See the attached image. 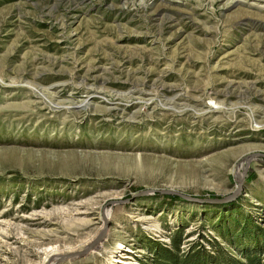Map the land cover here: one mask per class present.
<instances>
[{"label": "rangeland", "instance_id": "obj_1", "mask_svg": "<svg viewBox=\"0 0 264 264\" xmlns=\"http://www.w3.org/2000/svg\"><path fill=\"white\" fill-rule=\"evenodd\" d=\"M260 153L264 0H0V264L264 262Z\"/></svg>", "mask_w": 264, "mask_h": 264}, {"label": "trees", "instance_id": "obj_2", "mask_svg": "<svg viewBox=\"0 0 264 264\" xmlns=\"http://www.w3.org/2000/svg\"><path fill=\"white\" fill-rule=\"evenodd\" d=\"M179 236L180 234L174 235L171 247L159 244L156 246L154 254L157 264H264L258 254H247L245 260H239L221 248L216 253H212L206 248L200 250L194 245L187 254H181V238Z\"/></svg>", "mask_w": 264, "mask_h": 264}, {"label": "water", "instance_id": "obj_3", "mask_svg": "<svg viewBox=\"0 0 264 264\" xmlns=\"http://www.w3.org/2000/svg\"><path fill=\"white\" fill-rule=\"evenodd\" d=\"M259 155L264 157V153H260ZM254 157V155L252 156H248L246 157L244 160L246 161V168H245V172L241 175H236L237 179H238V186L237 189L235 190V192H233L232 194H229L223 198H213V199H201V198H196L187 194H183L180 193L178 191H174V190H161V192L163 193H170V194H176V195H180L181 197L185 198L186 200H190V201H197V202H218V203H225V202H230L232 200H236L239 195L242 194L243 189H244V182H245V178L247 176L248 173V169L250 167V161L251 159ZM157 190H145L143 192H141V195H146V194H153L155 193ZM106 224H107V220H106ZM106 229L107 227L105 226V228L103 229V231L99 234V236L96 238V240H94L89 247L84 251V253H86L89 249H93V248H98L99 244L102 240H104L105 235H106ZM57 264L58 261L56 262H52V259L49 260L48 264Z\"/></svg>", "mask_w": 264, "mask_h": 264}, {"label": "bare ground", "instance_id": "obj_4", "mask_svg": "<svg viewBox=\"0 0 264 264\" xmlns=\"http://www.w3.org/2000/svg\"><path fill=\"white\" fill-rule=\"evenodd\" d=\"M244 162H245V160L243 161V162H241V163H239V165H242V166H244ZM239 166H237V168H236V174H238V175H241L239 172V168H238ZM53 264V263H52Z\"/></svg>", "mask_w": 264, "mask_h": 264}]
</instances>
